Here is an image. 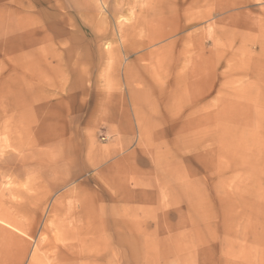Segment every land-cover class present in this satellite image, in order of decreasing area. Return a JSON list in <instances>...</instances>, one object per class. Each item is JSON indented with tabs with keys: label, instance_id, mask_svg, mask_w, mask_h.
<instances>
[{
	"label": "rangeland",
	"instance_id": "374dc122",
	"mask_svg": "<svg viewBox=\"0 0 264 264\" xmlns=\"http://www.w3.org/2000/svg\"><path fill=\"white\" fill-rule=\"evenodd\" d=\"M0 264H264V0H0Z\"/></svg>",
	"mask_w": 264,
	"mask_h": 264
}]
</instances>
